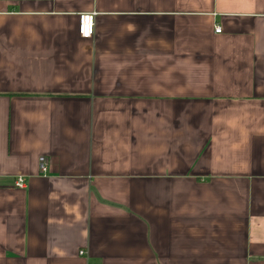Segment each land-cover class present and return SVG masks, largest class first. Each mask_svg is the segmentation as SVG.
Returning <instances> with one entry per match:
<instances>
[{"label":"crops","instance_id":"0c3cea01","mask_svg":"<svg viewBox=\"0 0 264 264\" xmlns=\"http://www.w3.org/2000/svg\"><path fill=\"white\" fill-rule=\"evenodd\" d=\"M0 264H264V0H0Z\"/></svg>","mask_w":264,"mask_h":264},{"label":"built area","instance_id":"2783aa9c","mask_svg":"<svg viewBox=\"0 0 264 264\" xmlns=\"http://www.w3.org/2000/svg\"><path fill=\"white\" fill-rule=\"evenodd\" d=\"M94 13H86L78 16V35L81 39L88 40L92 37L94 28ZM220 28L215 29V33H220ZM47 164L42 162L40 164V172L45 173ZM15 188L23 189L25 187V182L23 178H16L14 183ZM80 256H83V252H80Z\"/></svg>","mask_w":264,"mask_h":264}]
</instances>
